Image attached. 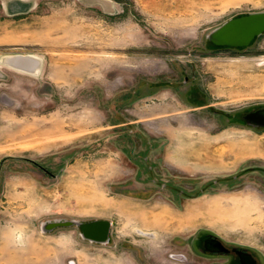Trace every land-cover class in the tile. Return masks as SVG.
Listing matches in <instances>:
<instances>
[{"label":"rangeland","instance_id":"obj_1","mask_svg":"<svg viewBox=\"0 0 264 264\" xmlns=\"http://www.w3.org/2000/svg\"><path fill=\"white\" fill-rule=\"evenodd\" d=\"M259 11L0 0V264H229L207 235L264 264V125L242 119L264 108V33L209 38ZM55 219L109 220L110 241Z\"/></svg>","mask_w":264,"mask_h":264},{"label":"water","instance_id":"obj_2","mask_svg":"<svg viewBox=\"0 0 264 264\" xmlns=\"http://www.w3.org/2000/svg\"><path fill=\"white\" fill-rule=\"evenodd\" d=\"M264 33V11L251 12L236 18H231L216 28L210 35V40L221 47H246L253 40ZM264 125V108L253 115ZM77 225L81 228V236L92 242L107 244L110 241L112 222L106 219H94L81 222L75 219L48 220L42 224V230L52 232L58 227H71Z\"/></svg>","mask_w":264,"mask_h":264},{"label":"flooded vegetation","instance_id":"obj_3","mask_svg":"<svg viewBox=\"0 0 264 264\" xmlns=\"http://www.w3.org/2000/svg\"><path fill=\"white\" fill-rule=\"evenodd\" d=\"M260 108V107H259ZM259 108L248 111L242 116L244 121H248L247 116L250 117L256 113ZM253 117V116H252ZM203 249L212 254H226L230 255L229 264H260L255 255L245 248L228 247L218 237L213 235L204 236L202 239Z\"/></svg>","mask_w":264,"mask_h":264},{"label":"clouds","instance_id":"obj_4","mask_svg":"<svg viewBox=\"0 0 264 264\" xmlns=\"http://www.w3.org/2000/svg\"><path fill=\"white\" fill-rule=\"evenodd\" d=\"M14 241L17 245L24 246V244L26 243L25 233L23 231L16 232Z\"/></svg>","mask_w":264,"mask_h":264},{"label":"crops","instance_id":"obj_5","mask_svg":"<svg viewBox=\"0 0 264 264\" xmlns=\"http://www.w3.org/2000/svg\"><path fill=\"white\" fill-rule=\"evenodd\" d=\"M230 208H233V205H232V206H231V205H229V209H230ZM218 209H220V207H219Z\"/></svg>","mask_w":264,"mask_h":264},{"label":"bare ground","instance_id":"obj_6","mask_svg":"<svg viewBox=\"0 0 264 264\" xmlns=\"http://www.w3.org/2000/svg\"><path fill=\"white\" fill-rule=\"evenodd\" d=\"M138 230H139V229H138ZM141 231H142V230H141ZM146 233H148V234H150V235L152 234V232H151V233H149V232H146Z\"/></svg>","mask_w":264,"mask_h":264}]
</instances>
